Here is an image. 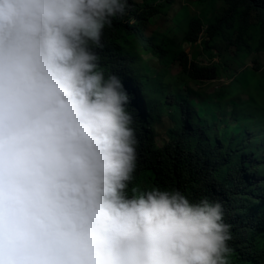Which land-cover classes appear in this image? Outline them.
<instances>
[{
	"label": "clouds",
	"instance_id": "clouds-1",
	"mask_svg": "<svg viewBox=\"0 0 264 264\" xmlns=\"http://www.w3.org/2000/svg\"><path fill=\"white\" fill-rule=\"evenodd\" d=\"M131 7L0 0V264H264V251L241 246L235 213L209 200L215 190L186 178L222 155L210 151L216 123L201 129L185 106L178 129L163 109L164 82L145 94L118 66L104 28L137 24ZM157 15L152 33L163 28ZM255 136L247 130L243 148L259 150ZM248 165L232 173L236 188L262 189Z\"/></svg>",
	"mask_w": 264,
	"mask_h": 264
},
{
	"label": "trees",
	"instance_id": "trees-1",
	"mask_svg": "<svg viewBox=\"0 0 264 264\" xmlns=\"http://www.w3.org/2000/svg\"><path fill=\"white\" fill-rule=\"evenodd\" d=\"M201 1L215 3V6L220 3V12L209 14L206 9L207 12L197 14L185 6L181 12L182 20L168 19L176 0H128L132 7L127 14L132 10L137 24L116 23L113 19L104 29L109 32V41L114 47L112 52L122 56L118 66L134 74L145 94H152L164 82L165 95L169 99L162 98V101L163 109L169 113L168 123L175 122L178 129L185 125L181 113L185 106L193 109L189 113H192L194 121L200 123L201 129H209L206 119L216 123L217 135L221 140L219 143L213 139L217 147L210 148V151L222 155L214 156L217 164L210 165L212 168L209 172L201 171V175L192 174L191 171L196 168L190 166L191 171L186 169V178L196 185L212 187L215 193L209 200L221 201L222 205L235 213L237 238L241 246L246 245L251 252L264 251V182L260 184V190L246 185L236 188V174L232 173L242 171L241 168L249 164L243 162L240 155L248 148L238 150L237 137L231 138L236 132L247 136V130H252L264 141L261 128L264 124V66L255 63L254 67L245 68L248 56L254 52H264V0ZM157 13L167 18L165 25L159 33L147 35L140 22L150 21L152 15ZM185 24H189L188 30L183 28ZM156 28L153 27V30ZM188 47L191 53L186 51ZM145 54H150L165 67L160 68L159 64H155L154 69L158 70L154 76H150L144 70ZM200 55L210 62L217 57L219 59L210 66H204L198 61ZM106 61L114 65L118 63L112 57ZM232 61L237 64L236 68H232ZM174 68L179 70L178 75H172ZM223 76L231 82L220 84L212 94H208L207 88ZM234 121L235 124L232 123ZM173 129L175 127L171 124V133ZM196 132L197 140L204 143L202 134L198 129ZM191 136L193 140L187 152L194 158L200 153V148L193 151L196 141L195 135ZM258 136H255V140ZM258 167L264 174V162ZM133 188L139 189L137 178L135 184L129 182L130 194ZM234 253L239 256L236 250ZM239 264L253 263L242 261Z\"/></svg>",
	"mask_w": 264,
	"mask_h": 264
},
{
	"label": "rangeland",
	"instance_id": "rangeland-1",
	"mask_svg": "<svg viewBox=\"0 0 264 264\" xmlns=\"http://www.w3.org/2000/svg\"><path fill=\"white\" fill-rule=\"evenodd\" d=\"M198 0H176V4L172 7L170 15L168 17V19H175L176 17L179 18V20H182L181 17V12L184 10L185 6L189 7L190 11H195L197 14H199L200 12H207L206 9H208L209 14H218L220 11L218 10V8L220 7V3L218 5L215 6V3H210L209 1H203L202 3H197ZM161 15H157L153 21L156 22L157 24H159L161 27H163L165 25V22L167 20L166 17H160ZM176 18V19H177ZM141 27L145 30V32L147 34L152 33V24L149 23L148 21L144 22L143 24H141ZM183 28L188 30L189 29V24H185L183 25ZM160 30V28L158 29ZM186 51L188 53H191V48L188 47L186 49ZM144 61L146 62L144 64V70L150 75V76H154V74L156 73V69H154L155 64H159V62L152 57L150 54L149 55H144L143 56ZM219 58H215V60H213L212 62H210L209 60H207V58H205L203 55H200L198 58V61L204 65V66H210L212 63L217 62ZM153 62H156L153 64ZM234 61L231 62L232 64V68H236L237 64L233 63ZM259 65H263L264 66V52L260 51V52H254V54L248 56L245 59V67L247 66H255L256 64ZM158 67L163 68L165 67V64L162 65H158ZM158 70V69H157ZM179 74V70H177V68H174V73L172 75H178ZM224 79L220 80L218 83H215L211 88H207V93L208 94H212L214 92V88L222 83H228L229 80H227L226 77H223ZM194 85V84H193ZM214 101V100H213ZM215 102V101H214ZM233 124H235L236 122H232ZM213 123H210V125H212ZM214 130L213 128L210 129V132L212 133V135H214ZM236 132L234 133L231 138H236L237 140V145L239 150L243 151L244 148L242 146V144L244 145H248L247 143H249L248 141V137L245 136V134L243 133H239ZM250 134V133H249ZM214 138V137H213ZM251 140V139H249ZM242 141H245L244 143H242ZM264 141H260L256 144V146H259L260 149L258 150L256 147L252 148L251 150L245 151V154L247 155V159L250 161L249 165L250 166V172L254 173L255 178H260L262 181L258 182L257 184H261L262 182H264V175L261 173V169L258 168V166L260 165V163L263 162L264 159ZM216 145L213 143L212 144V148L216 149ZM204 148L205 149H209L210 147L204 143ZM252 152H254V154H252ZM256 153V155H255ZM254 156V157H253ZM253 157V158H252ZM194 162V161H193Z\"/></svg>",
	"mask_w": 264,
	"mask_h": 264
},
{
	"label": "bare ground",
	"instance_id": "bare-ground-1",
	"mask_svg": "<svg viewBox=\"0 0 264 264\" xmlns=\"http://www.w3.org/2000/svg\"><path fill=\"white\" fill-rule=\"evenodd\" d=\"M184 112H185V113H189V110H185ZM131 113H134V112H131Z\"/></svg>",
	"mask_w": 264,
	"mask_h": 264
}]
</instances>
